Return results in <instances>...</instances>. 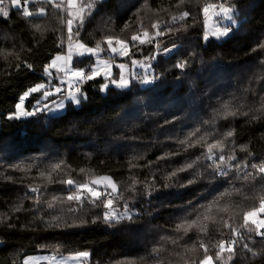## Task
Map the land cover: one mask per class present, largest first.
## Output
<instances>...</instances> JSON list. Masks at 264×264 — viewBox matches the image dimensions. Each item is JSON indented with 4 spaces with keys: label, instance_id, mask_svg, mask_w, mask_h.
Wrapping results in <instances>:
<instances>
[{
    "label": "trees",
    "instance_id": "16d2710c",
    "mask_svg": "<svg viewBox=\"0 0 264 264\" xmlns=\"http://www.w3.org/2000/svg\"><path fill=\"white\" fill-rule=\"evenodd\" d=\"M208 4L213 11L234 9L237 24L221 39H203ZM48 7L46 18H26L15 9L8 18L0 14V264H22L36 253L80 252L88 253L86 264H198L201 243L215 257L221 240L236 239L224 222L240 229L243 213L264 198V183L235 171L213 177L206 159L208 144L220 140L223 154L241 164L264 160V49L258 47L264 43V0H95L71 41L99 45L101 56L131 64L108 52L106 37L130 41L144 30L154 35L152 24H159L164 36L131 49L132 58L144 60L160 43V54L147 61L149 77L159 78L105 92L104 78L86 81L79 102H67L60 114L8 119L24 92L46 82L44 67L70 43L65 13ZM184 11L189 16L181 21ZM126 24L132 27L125 30ZM170 46L176 48L161 53ZM181 62L183 70L175 67ZM90 63L86 56L74 61L83 68ZM113 73L117 78L118 68ZM37 97L32 94L25 107L31 110ZM188 164L193 167L178 171ZM104 174L117 185L116 210L127 206L131 220L107 224L102 206L69 202L75 189L57 182L91 184ZM194 209L207 233L193 228L185 235L177 225L196 219L189 217ZM240 231L236 254L230 260L225 252L216 264H264V237Z\"/></svg>",
    "mask_w": 264,
    "mask_h": 264
},
{
    "label": "snow or ice",
    "instance_id": "6c2138e0",
    "mask_svg": "<svg viewBox=\"0 0 264 264\" xmlns=\"http://www.w3.org/2000/svg\"><path fill=\"white\" fill-rule=\"evenodd\" d=\"M183 2L184 0H181V3ZM35 5H39V7H35V9L33 10V6ZM48 6H51V8L55 9L57 13H65V16L67 18L66 23L67 31L69 34V41L75 39L80 35L79 29L83 27V23L85 20V8H92V4H86L81 5L77 9L76 0H10V4L8 0H0V14H2L4 18H8L10 16L11 9H15L23 17L26 18H34L37 16L46 18L49 15L50 11ZM214 7L215 5L212 4L206 5L203 9L205 16H207L209 10ZM220 12L224 14V17H228L230 9L225 8L221 5ZM217 15H219V13ZM188 16L189 12L184 11L179 15L178 19L183 21ZM176 20L177 17H173V22H175ZM74 24H76L75 28L73 27ZM131 27V24H126L125 30ZM152 28L156 29L154 35H151L147 30H144L142 32V35L133 34L130 38V41H126L119 37H106L105 43L107 44L108 52H110L113 56L129 58L131 60L130 65H126L125 63H114L109 59L101 57L99 55V52L103 50L100 49L99 45H97L96 48H92L86 46L84 43H78V48L74 50L71 44H69L66 54L55 56V58L43 69L45 76L49 80V83H51L52 80H56L59 81L61 85H67L66 94L65 90L60 86L54 87L53 92L47 90V84H37L36 86L31 87L28 91L24 92V94L19 97V102L15 105L14 113L10 114L8 116V119L31 117L37 115L42 111H48L50 108L48 101L54 94H58L63 97L60 100L51 101V104L55 105V109L63 108L64 101L66 99L71 100L73 103H78L80 99L79 97L82 94V89L78 85L83 84L86 81L96 80L98 78H104L107 81V83L101 85V92H105L112 86L117 89L128 88L133 81H136L140 84H151L159 77L152 76L151 79L149 78V73L152 71V64L147 61L155 60L156 56L160 54V43L157 42L155 45L156 49L158 50L157 53L150 57H145L144 60L132 58L133 52L131 51V49H135L138 46L143 45H152L154 40H158L159 37L165 35V32L160 29L159 24H152ZM168 31L174 32L175 29L168 28ZM227 33L228 29H221L217 27L214 31L211 32L210 35L208 33H205L203 39L207 40L212 37L221 38L227 35ZM61 47H63V44H61ZM258 47L260 49H264V43H261L260 45H258ZM170 51L171 49L168 48L163 49L164 53H168ZM84 56H92L95 58L92 65L90 66V69L78 68L74 66V61L77 58ZM28 67L31 68V65H28ZM113 67L119 68L121 70L118 78L114 76ZM175 67L183 70L186 67V63H177ZM134 69L142 71H134ZM35 93H42V95L35 101L32 109L29 110L25 107V102L32 94ZM236 114V112H228L226 115L235 116ZM232 135V131L227 132V137H231ZM181 143L184 142L181 141ZM216 148L220 149L221 154H216V152L214 151V149ZM223 153L224 146L222 141L217 140L214 143L208 144L206 159L207 161H210L212 163L207 167L212 169L213 177H227L230 171H235L237 173H241L244 178L255 181L256 183H264V160L260 161L259 163L245 162L241 164L237 160L236 156H226ZM159 159H165V157H160ZM59 167V164L55 165V168ZM192 167V164H188L187 168L181 167L178 171L184 172L188 169H191ZM249 168L254 171H248ZM41 175L43 176L44 174L41 173ZM172 175L176 176L177 172H173ZM57 182L75 189L74 192L67 195V200L69 202L75 201L80 205H84L85 203H87L98 209L102 206V208L104 209L103 220L109 225L118 223L119 221H122L124 219L131 220L133 218L134 213L127 206H125L123 213H120L116 210V197H114L113 194L119 193L116 183L113 182V179L110 176H100L99 178L92 180L91 184L77 183L74 179L61 180ZM137 183L138 181L132 182L134 189ZM188 183H193V180H189ZM167 186L168 185H166V187ZM31 191L38 192L39 190L36 188H32ZM245 199H247V197H245ZM48 207L51 208L52 204H49ZM221 211H227V208L221 209ZM194 214H196V219H185L183 223L177 225V230L179 231L182 228L185 235H187V233L193 228H198L199 232L201 233H207L208 226H200L197 223L198 219L200 218L197 209H194L192 213H189V217ZM99 218L100 217L97 216V219ZM203 219L209 220L210 218L209 216L204 215ZM212 223H215V221L213 220ZM224 227L229 229V231H231L232 235L236 237V239L221 240L219 243V250L215 252V257H213V255H209V247L204 243H201L199 247L204 250V256L203 259L198 261V264H216L217 261H221L223 259V254L225 252L229 254V259L231 260L236 254V245L239 244L240 240L243 238L240 229H243V231L248 234L255 233L256 236L264 237V198L260 200L258 207L253 206L251 210L245 211L243 213V224L240 225V229L233 228L228 221L224 222ZM173 243H175V241H173ZM243 248L251 252V248L249 247L248 243H244ZM253 255H255V253H253ZM78 256L86 257L88 256V253L80 252L78 253Z\"/></svg>",
    "mask_w": 264,
    "mask_h": 264
},
{
    "label": "rangeland",
    "instance_id": "374dc122",
    "mask_svg": "<svg viewBox=\"0 0 264 264\" xmlns=\"http://www.w3.org/2000/svg\"><path fill=\"white\" fill-rule=\"evenodd\" d=\"M94 1L95 0H76L77 9L81 5L92 4ZM225 8L230 9V13H229L228 17H224V14L220 12V9L216 10V11H213L212 9H210L208 15L204 16L203 25H204L205 33H208L210 35L211 32L214 31L215 28H217V27H219L221 29H223V28L227 29L228 27L231 28V27H235L236 26L237 22H236L235 18H233L234 9L231 8V7H225ZM86 10H88L87 7L85 8V11ZM218 13H219V15H217ZM212 38H215V37H212ZM221 38H215V39H221ZM78 43H81V42H79V41H70L69 44H71L72 48L75 50V49L78 48ZM69 44H68V47H69ZM68 47H67V50H66L65 53H58V54L54 55L52 57V59L50 60V62L55 58V56L66 54L67 51H68ZM88 47H90V46H88ZM174 47L176 48V46H173V47L170 46L168 49H173ZM92 48H95V47H92ZM99 55L101 56L100 52H99ZM86 57L91 58V63L89 65V66H91L95 58L92 57V56H86ZM101 57H103V56H101ZM103 58L110 60V58H107V57H103ZM114 63H125V62L117 61V62H114ZM125 64L126 65H130L128 63H125ZM74 66L78 67V68H83L82 66H77V65H74ZM97 66H99V65H97ZM89 69H90V67H89ZM118 71H119V74H120L121 70L119 68H118ZM134 71H138V69H134ZM119 74H118V77H119ZM42 83L47 84L48 85L47 90L53 91V92H54V87L60 86V87H62L65 90V94H66V87H67L66 84L65 85H61L59 83V81H56V80H52L51 83H49L48 78H47L46 82H42ZM32 87H34V86H32ZM41 95H42V93H38V97L37 98L39 99L41 97ZM62 98L63 97L59 96L58 94H54L52 97H50V99L48 101V103L50 105V108H49L48 111H45V112L47 114H51V115H53V114L56 115V114H60V113L64 112L65 109H66V103L67 102H72L71 100H67L66 99L64 101V107L60 108V109H55V105L51 104L52 100H60ZM73 104L76 105L77 103H73ZM87 259H88V256L79 257L78 253L71 254V255H54V254H46V253H36V254H30L28 256H25L22 259V264H86Z\"/></svg>",
    "mask_w": 264,
    "mask_h": 264
},
{
    "label": "built area",
    "instance_id": "2783aa9c",
    "mask_svg": "<svg viewBox=\"0 0 264 264\" xmlns=\"http://www.w3.org/2000/svg\"><path fill=\"white\" fill-rule=\"evenodd\" d=\"M228 29V31L230 30V28H227ZM175 48V47H174ZM174 48L173 49H171V51L170 52H168V53H164L163 51H161V53H164V54H166V55H168V54H170L173 50H174ZM150 79H151V77H149ZM156 80H154L153 82H155ZM152 82V83H153ZM79 87H80V85H78ZM66 92H67V87H66Z\"/></svg>",
    "mask_w": 264,
    "mask_h": 264
},
{
    "label": "water",
    "instance_id": "95a60500",
    "mask_svg": "<svg viewBox=\"0 0 264 264\" xmlns=\"http://www.w3.org/2000/svg\"><path fill=\"white\" fill-rule=\"evenodd\" d=\"M215 15V14H214ZM100 176H110V175H106V174H104V175H100ZM100 176H97V177H95V178H93L92 180H94V179H97V178H99ZM111 177V176H110ZM91 180V181H92ZM114 182V181H113ZM0 245H1V243H0Z\"/></svg>",
    "mask_w": 264,
    "mask_h": 264
}]
</instances>
